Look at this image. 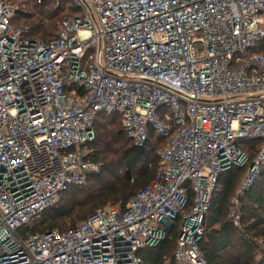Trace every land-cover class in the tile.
<instances>
[{"label":"built area","instance_id":"1","mask_svg":"<svg viewBox=\"0 0 264 264\" xmlns=\"http://www.w3.org/2000/svg\"><path fill=\"white\" fill-rule=\"evenodd\" d=\"M70 2L43 41L0 0V264H140L179 217L174 264H206L198 242L220 173L247 164L238 196L264 167V0ZM98 112L118 114L137 147L150 129L166 139L155 178L124 209L23 236L100 171L83 146ZM239 139L260 141L250 160Z\"/></svg>","mask_w":264,"mask_h":264},{"label":"trees","instance_id":"2","mask_svg":"<svg viewBox=\"0 0 264 264\" xmlns=\"http://www.w3.org/2000/svg\"><path fill=\"white\" fill-rule=\"evenodd\" d=\"M25 3L31 10L15 9L11 23L27 27L29 37L43 41L54 36L63 16L77 11L70 0H61L58 6L54 0H25ZM256 50L264 52V38ZM93 128V141L83 146L91 150L90 160L100 162V171L89 175L85 185L70 186L62 192L55 205L33 217L20 230L23 236L66 231L107 205L124 209L128 199L155 178L160 166L157 152L165 144V138L150 129L145 144L137 147L126 135L120 116L104 112L97 113ZM237 144L250 160L260 141L239 139ZM246 167L247 164L232 165L218 177L198 242L206 264H264V167L253 185L237 196ZM187 194L189 202L185 209L192 205L190 189ZM233 199L238 201L239 226L230 217ZM179 219L164 229V236L154 246L139 251L140 264H174Z\"/></svg>","mask_w":264,"mask_h":264},{"label":"rangeland","instance_id":"3","mask_svg":"<svg viewBox=\"0 0 264 264\" xmlns=\"http://www.w3.org/2000/svg\"><path fill=\"white\" fill-rule=\"evenodd\" d=\"M6 1L10 2L12 4V6L14 7V9H16V10H21V11H30L31 10L29 7H27L25 0H23L24 2H22V0H6ZM16 23L19 24L20 22L17 21ZM245 171L243 172V174L241 176L238 187L242 182V178L244 177ZM107 206H113V205H107Z\"/></svg>","mask_w":264,"mask_h":264}]
</instances>
